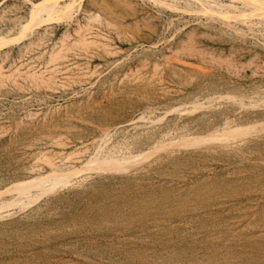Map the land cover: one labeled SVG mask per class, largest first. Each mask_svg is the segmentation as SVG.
<instances>
[{
	"label": "rangeland",
	"instance_id": "obj_1",
	"mask_svg": "<svg viewBox=\"0 0 264 264\" xmlns=\"http://www.w3.org/2000/svg\"><path fill=\"white\" fill-rule=\"evenodd\" d=\"M259 2L0 0V264H264Z\"/></svg>",
	"mask_w": 264,
	"mask_h": 264
},
{
	"label": "bare ground",
	"instance_id": "obj_2",
	"mask_svg": "<svg viewBox=\"0 0 264 264\" xmlns=\"http://www.w3.org/2000/svg\"><path fill=\"white\" fill-rule=\"evenodd\" d=\"M242 1H246V0H242ZM261 2H259L258 4H262V6H263V4H264V0H260ZM40 5H41V3L39 2V3H37V4H34V6H32L33 8H35L34 10H38V8L40 7ZM257 6V5H256ZM260 7V6H259ZM261 8H263V10H264V7H261Z\"/></svg>",
	"mask_w": 264,
	"mask_h": 264
}]
</instances>
